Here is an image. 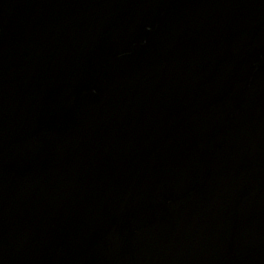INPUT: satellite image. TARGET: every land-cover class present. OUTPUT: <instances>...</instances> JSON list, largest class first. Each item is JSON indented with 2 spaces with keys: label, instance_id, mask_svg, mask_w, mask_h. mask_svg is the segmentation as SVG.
Masks as SVG:
<instances>
[{
  "label": "water",
  "instance_id": "1",
  "mask_svg": "<svg viewBox=\"0 0 264 264\" xmlns=\"http://www.w3.org/2000/svg\"><path fill=\"white\" fill-rule=\"evenodd\" d=\"M0 264H264V0H0Z\"/></svg>",
  "mask_w": 264,
  "mask_h": 264
}]
</instances>
